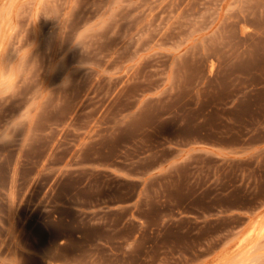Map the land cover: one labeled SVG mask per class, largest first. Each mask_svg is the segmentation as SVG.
Masks as SVG:
<instances>
[{
	"label": "rangeland",
	"instance_id": "374dc122",
	"mask_svg": "<svg viewBox=\"0 0 264 264\" xmlns=\"http://www.w3.org/2000/svg\"><path fill=\"white\" fill-rule=\"evenodd\" d=\"M0 264H264V0H0Z\"/></svg>",
	"mask_w": 264,
	"mask_h": 264
},
{
	"label": "crops",
	"instance_id": "0c3cea01",
	"mask_svg": "<svg viewBox=\"0 0 264 264\" xmlns=\"http://www.w3.org/2000/svg\"><path fill=\"white\" fill-rule=\"evenodd\" d=\"M197 152H199V150L195 149V148L185 149L184 151H182L180 154L177 155L176 161L177 162H185V163H187L191 159L193 154H196ZM204 152H206V154L212 153L210 151H204ZM131 220L136 221L135 219H131ZM142 225L144 226V222H141L139 227H141Z\"/></svg>",
	"mask_w": 264,
	"mask_h": 264
}]
</instances>
